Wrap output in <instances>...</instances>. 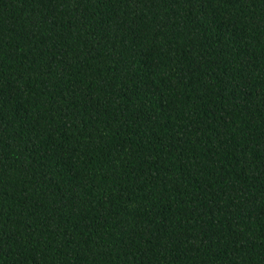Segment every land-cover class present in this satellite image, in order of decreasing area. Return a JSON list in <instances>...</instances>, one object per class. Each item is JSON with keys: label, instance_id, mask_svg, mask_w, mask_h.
<instances>
[{"label": "trees", "instance_id": "obj_1", "mask_svg": "<svg viewBox=\"0 0 264 264\" xmlns=\"http://www.w3.org/2000/svg\"><path fill=\"white\" fill-rule=\"evenodd\" d=\"M0 264H264V0H0Z\"/></svg>", "mask_w": 264, "mask_h": 264}]
</instances>
